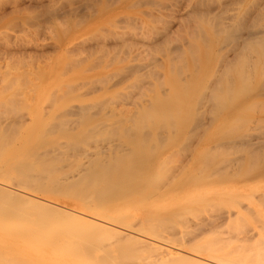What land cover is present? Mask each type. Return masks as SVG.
I'll return each mask as SVG.
<instances>
[{
    "label": "bare ground",
    "instance_id": "obj_1",
    "mask_svg": "<svg viewBox=\"0 0 264 264\" xmlns=\"http://www.w3.org/2000/svg\"><path fill=\"white\" fill-rule=\"evenodd\" d=\"M97 1L98 0H80V2L77 3L76 6L72 4L74 7L72 8L71 6L72 10L70 8V12L68 11L69 13L65 12L61 14L60 8L62 9L64 8V6L62 5L63 4L62 2L61 6L55 5L52 8L48 7L50 8L48 14L51 15L50 17L53 16V18L54 17L62 18L61 15L62 16L66 15V17L68 18L72 17V21H73V18L77 14H81L82 12H84L83 11L84 9L85 11H87V15H88L89 9L90 11L91 9L93 10V8H95L94 10H96V7L94 5ZM105 1L107 2V5L104 3L105 4L104 6L102 3L104 8L108 6V4L111 5L114 2L115 3L118 2L117 0H105ZM131 1L132 3L129 2L130 4H127L126 6L129 5L128 7H131V6L135 7L134 4H137L136 2H139V5H141L140 3L144 5L145 3L148 4L152 2V0L151 2L150 0H131ZM214 1L213 3L215 4L213 5H216V2L219 5L214 6V7L211 6L212 7L211 9L209 8V6L212 5V2L210 5H208L210 3V0H193L192 2L194 3H192V5L193 4L194 5L191 7L188 5L187 7H190V9L186 8L185 11L183 9L182 15L179 16L178 19L172 16L174 17L175 23L172 21L171 22L167 21L169 22L167 23L165 21L167 19L160 18L159 16L160 22L163 19V23L166 24V26H168L169 29H167V27L163 25L165 26L163 28L167 29V30L165 29L166 30L165 31L163 28L159 29L160 27L154 24L156 25V27H159L157 29L161 30L160 31L161 33L164 31L165 32L160 34V32L156 30V27L152 26L154 28V32H152V35L149 37L150 41H149V44H147V39L146 41L144 39L146 38L147 35L151 33H149L150 32L149 30L148 32L146 28H144V30H146L145 33L147 34L148 32V34L144 36L145 34L143 35L141 33L143 35V38L145 37L143 40L146 42V45H142L144 43L138 42V45L140 43V46H141L140 50L136 49V47L131 46V44H127L126 39H125L126 43L125 41H122L121 39H124L123 38L124 34L122 35L123 37L119 38L118 36V39L122 41L123 43H118V44L112 43L110 45H105L106 42H108L106 41L104 42V44L102 43V45H99V46L96 44L93 45L92 48H94V52H95V47H96V50L97 49H99V51L103 50V52L105 50L107 52H109L110 50L112 52L114 51L116 52V55L118 52L121 53V55L124 54L125 52L127 54L128 48L130 47L131 49V47H133L135 48V51H133L132 50L133 48H132L131 49L132 52H135L134 55L137 54L140 60H143L145 57L148 58L146 59V61L144 59V61L140 63L138 62V64L129 62L130 66H128L129 64L127 62V67L123 66L124 69L123 67H121L122 70L124 71H121V69H119L120 67L118 68L120 74H122L121 72H124V73L126 72L128 75L129 73L130 75L131 73H135L136 74L135 77H137V75L139 74L138 75L139 78L134 79L135 78L134 77L132 79V81L133 80L135 81V83L132 82L133 85L131 83L133 90L135 91V93H133V96H132V94L130 93V90H128V92L126 91V87L127 89L128 88L131 89L130 88L131 81L126 79V78H129V76L128 77L125 76L126 82L127 81L129 82L128 86H124L125 91L123 92H125V94L122 93V91L120 90L121 92L120 91L119 92L121 93V95L120 93H116V95H120L119 99L121 101L126 100L127 102V99L128 100L129 98L131 99L129 100V103H126V102H122L124 104L121 103L122 109H120L121 107L119 108L118 105L117 106L120 110L116 108H113L114 110L111 109L110 113L114 115V116H111L112 118L107 117L109 111L107 112V108L105 106L102 109L106 108L105 109L106 113L104 115V113L102 112L103 113L102 115L101 111L103 110L102 109L100 110L101 108L100 103L95 105L97 101H94V103H92V105L93 104L94 105L93 107L91 106V108H89L88 106H84V105L80 106L82 102L79 104V106L68 104V107H66L65 105L67 109L62 110V113L64 112L65 116L63 114L59 116L61 113V111L59 110L60 108L58 109L60 113H57V115L54 116L55 119H58L59 117H61V119L56 120V122L58 121V123L60 124L63 123L62 126L56 127V125L58 124L56 123V125L54 124L55 126L53 127L52 121H54L55 119H50L49 121H50V124L52 125L48 127H44V128H43L44 126L43 122L42 123L40 122L39 124V122H36V121H34L35 124H31L28 127L25 126L27 127L26 128L27 131L25 130L26 136L24 135L25 136L24 139L25 138L26 139L21 141L23 137L20 138V142L19 143L17 142V145L15 144L16 146L20 147L19 150L16 152L14 150V154L7 159L8 161L6 159L5 161L3 158L6 156L4 157L2 156L3 153L5 155V151H6L4 149L5 147L4 145L7 144V147L9 148L10 147L9 144L12 143V141L16 137L13 140L11 138H13L15 134L16 135L19 134L18 136L20 137V134L22 133L21 130H20V133L16 132L19 129L18 128L19 124L17 126L16 123L19 120L18 117L20 115L18 116L17 114L20 111H18L16 114L14 112L13 114L12 112L15 106L12 107L13 110H10L11 107L9 106H8L9 108H6L7 110L9 109L8 111L9 112L11 111V113H8L7 110L5 111V113L7 112L8 114H13L11 118H9L10 120L8 119L9 121L11 120L14 121V122L11 121L12 123L10 122L11 124H13V127H11L12 125L11 126L8 125L9 121L6 123V119L1 116L4 113L0 115L2 118V119L0 118L1 119L0 120V130L2 129L1 131L4 132L2 133L3 135L2 134L0 135V139H1L0 141L1 142L3 141L4 143L10 142L9 144L8 143L0 144V158L3 157L2 158L3 160L1 159V162H0V264H143V263L144 264L145 263L146 264H154V263H157V264H186V263L187 264H264V253L260 252L263 250V247H262V250H260V247H257V245L253 248H248L249 243H251V242L247 243L249 238L247 239V242H246V244H248L247 248L245 247L243 250L239 248L240 251L237 252L236 250V252L234 251L235 253H232V251L230 252V250L229 251L228 250L226 251V249L223 250L227 245H225L226 243L223 244L221 242H218L220 240L219 239L217 240V238H214L213 240L206 239L205 242H203V244L202 242H200L201 243L200 247L205 248V249L202 248L203 251L207 250V253L204 254L203 251L200 252L201 251L200 247L196 246L194 248V244H192L193 245V248H192L191 247L192 242L189 243V240L188 241L186 240V242H188L189 244L185 242V238L182 237L184 233L181 236L182 239L184 238V240L180 238L182 241L177 240V242L175 240L176 237H172V235L173 236L175 235V232H171V233L169 232L171 235V236L169 235L170 237L168 235L164 236L163 234L164 232H168V230L172 231L171 225L169 224L170 222L172 224V220H169L168 222L169 218L166 215L168 214L176 215V213L179 212L178 214L182 213L181 214L182 216L184 212V211L182 212L181 210L182 207L178 206L177 204L178 202H175V201H172L170 203H162V205H159V204L151 205L147 203L144 206H141L139 199L136 197L137 195H141L145 192L146 189L144 190V187L146 185H150L149 183H146L147 181H150L153 184L152 188H157L158 186L157 184L160 181L159 178H161L162 176L163 177L161 179L165 177L166 179H168L169 177H171L167 175L168 172H170L169 167H166L167 165L166 166L163 165V168L160 167L161 164L158 163V160L161 157L160 156H159L160 158L156 157L158 152L159 153L162 152V151L160 152V150L163 149V147L165 146V143H171L175 145L178 144L179 147H178V150H176V152H178L180 149L182 150L188 149V148L190 149V146L192 145L193 140L194 141L196 140L195 147L192 145L191 148L200 147L202 143L205 144L202 147V149L198 151V153L203 154L206 151L205 154L208 153L206 154L208 156H206L205 154L200 157L193 156V158H191V161H189V164L192 165L195 163L194 169H201L200 164L202 163H203L202 165L204 166L205 170L214 168V171L213 170L212 171L207 170V171H210L211 173V172H215L216 170L217 173L215 174L211 173L212 175L214 174L215 176H218V175L221 176V174L222 175L225 174L224 176H227L228 174L226 171H229V169L233 170L231 169L233 165H235V167H238V169H240L241 165H244V168H247V167L249 168L251 165L254 164L253 165L254 167L251 166L249 170H247L248 168L246 169L247 173L248 171L250 172L251 169L253 170L254 168L256 169V166H258V164H261V165L263 164L264 166V117L256 118V115H255V118H256L255 120H257L258 122L255 121L256 125L253 127L251 126L253 129L250 133L249 130L251 129V127L247 129V126L248 125L250 126V124H247V126H245L246 125L245 123L250 121L249 119L251 117H249L248 119L247 118L248 116H247L245 119V116L248 115V113L243 114L242 112L243 106L244 104H247L246 102L250 100L249 98L255 97L257 95H264V0H263V3L262 2L260 3V0H255L253 2L251 0H231V1L225 0L226 2L222 0L224 1V4L223 3L220 4L221 0H218V1L216 0V2ZM157 2H159V0ZM173 2L175 3V1ZM125 3H127V0H122V1L120 0L118 7H122V6L125 7ZM154 3L155 2L153 0L152 5L157 6V3L155 5ZM252 3L255 7V8L253 7L254 9L252 8V5L250 6V4ZM148 5H151V4H148ZM172 6H177V5H172ZM179 6L181 7L180 3L178 4V7ZM250 7L252 8L251 10L256 9L253 15H252L253 11L251 12ZM1 9L3 10V8ZM140 10L142 11V9ZM249 11L252 17H250ZM147 12H149L148 14L152 13L150 11H147ZM7 14L9 13L8 12L5 13V9L3 13L1 11L0 19L4 18ZM48 14L46 15L47 17H48ZM89 14H91V12ZM125 15L126 14L119 15L118 17H116L115 23L118 24V22L120 21L127 22V21L132 20L131 19L132 17L130 18L129 15L128 16H125ZM151 15H154V14H151ZM156 15H160V14L157 13ZM77 17L79 18V15H77ZM155 17H156L155 15L152 16L154 20L156 19ZM85 18H87V16ZM136 18H139V17H136ZM74 20L76 21L75 18ZM80 20L79 22L77 20V23H80L81 22ZM135 20L133 19L132 21H134V23H136L137 21L139 22V19L136 20V22ZM132 21L131 23H133ZM139 23H142V21ZM141 25H143V23ZM141 25L139 28H141ZM63 26H64V22H63ZM138 26L139 24L138 25L136 24L135 27L133 25V27L136 28V30L132 29L133 27H131V29L133 30V33L135 32L134 33L135 35L134 34L133 35L136 37H137L136 32L140 31L137 28ZM146 27H148V25ZM152 27L150 25V29H152ZM65 28H66V25H65ZM155 31L158 32L160 36ZM154 33H156V35H153ZM126 35L128 37V34H125V37ZM155 37L157 38L155 39ZM115 38H117V36H115ZM116 40L114 39L115 42ZM110 42L111 41H109V43ZM135 45H136V42H135ZM140 46H137V47L139 48ZM124 50L126 51L124 52ZM131 50H129L130 53H131ZM136 50H139L137 51L138 53L136 52ZM89 52L92 53L91 51ZM126 54H124L123 56H125ZM155 54H158L160 58L156 57ZM134 55L132 54H130V56L128 55V57H131L129 58V60H132V57ZM109 57L111 58V55ZM93 58H94L93 61H95L94 56ZM133 58H136V56H134ZM118 59L122 60V58L120 57H118ZM108 60L106 59L105 61L109 63ZM95 62L93 63L94 65H95ZM97 65L96 67H98ZM0 67L2 68V64ZM168 70L171 71V74H170L171 77L167 73ZM109 73H107L106 75H108ZM258 73H261V75L259 76ZM3 76L1 77L3 78ZM118 76L119 75L115 76L116 78L115 77L114 78L117 79ZM146 76H148V78H145ZM11 77L12 75L10 76V78ZM104 77L109 78L110 76L109 77L103 76V78ZM114 78L112 77L111 79L110 77L109 79L110 82ZM98 80H102L103 83L105 82L101 78H99ZM117 80H120V79H117ZM1 82L3 83V81ZM108 82H105L106 85L102 83V86L104 85L103 87H106L108 84L109 86L108 89H110L112 88L110 87L112 86L111 85L112 83L110 84ZM146 82H148L147 86H145ZM87 83L85 84V86L87 85ZM116 83L118 84L119 82H116ZM70 84L71 83H69V85ZM82 84H84V82ZM66 85L67 84H65V86ZM57 86L58 84L56 85V87ZM61 86L64 87L62 84L60 85V88H57V89L58 91H61L62 93V90H60L62 88ZM79 86L80 85L78 84V87ZM92 86L94 88L96 87L94 85ZM0 87L2 86L0 85ZM78 87L76 88L74 87V89L75 90L83 89V88H78ZM107 87L104 89H107ZM71 88H72V85L70 88H67L69 90L64 89L63 93L65 95H66V91L67 93H70L69 91H71ZM87 88L83 89L84 92L82 90V92L84 93V96L87 94L85 93V91H87L88 94L90 91H93V90L88 91L89 88H91L90 86H88ZM25 89L27 91V88ZM32 89L34 88L32 87ZM32 89L30 90L32 91V94H33L34 91ZM0 90H3V89L0 88ZM94 90H97V89H94ZM133 90L131 89L132 92ZM31 91H29V93ZM54 93H56V90H54L53 95ZM48 95H47V98H48ZM80 95H82V93ZM55 96L56 95H54V97ZM60 96L62 95L59 94L57 98H60ZM16 97L18 98V95ZM49 97L51 99V95H49ZM75 97L76 95L74 96V98ZM113 97L114 98L116 97L115 92H114ZM107 98H110V97H107ZM9 99L11 100L12 98L9 97ZM56 99L54 101H57ZM116 99L111 98V100H113L114 102ZM257 99L258 97L257 98L255 97L253 100H257ZM7 101L9 104L10 101L9 100ZM116 102L118 101L116 100ZM108 103H109V100H108ZM254 103L250 102V104H254ZM8 104L6 102L4 103V105H8ZM82 104H85V103H82ZM110 104L111 106L113 105L112 101ZM114 104L116 105L118 103H114ZM250 104L249 105L247 104L248 107H250ZM260 104L259 105L256 104V105H258L259 108L260 106L264 107V104L262 103ZM4 105L2 104L3 107ZM256 105H255V108L250 107V109L251 108L252 110L256 109ZM2 106L0 105L1 112L3 110V108H1ZM263 107L261 108V110L256 109V111L258 110L260 112L261 111L264 112ZM15 108L19 109V107L17 106ZM239 110L244 116L240 114ZM65 111L68 112L69 114L74 113L75 115H73V117L80 116L79 117L80 119L78 117H75V119L74 118L73 119L74 120L79 119L81 121V124H84V125H81L83 127L74 128L75 123L73 119L68 120L67 119L68 117H66V115L68 114ZM98 112H100V114L102 115L101 118H97V116L94 117V115H96V113ZM238 114L241 116H239ZM6 118H8V116ZM63 118L64 119L66 118V119L64 120ZM71 118H72V114H71ZM35 119L37 120V118ZM261 119L262 121H260ZM2 120L3 121L5 120V121L3 122ZM67 120L70 121L69 122L70 124L67 123L68 122ZM79 120L75 121L76 125H78ZM252 121L251 123H254ZM22 122H24L23 119H22ZM2 123L3 125H1ZM18 123H21L20 120ZM89 123L90 125H88ZM234 123L239 124V125L236 126ZM22 124L23 123H21L20 125ZM64 124H68V126L71 125V127H66L64 126ZM72 124H74L73 125L74 127L72 126ZM85 124L87 126H85ZM21 127L22 126H20V128ZM42 130L44 131L45 134L42 132ZM54 131H57V133L59 131L61 134H59L55 138L51 137L49 139L48 136L54 133ZM46 132H51V133L50 134L48 133L46 135ZM74 132L79 133V134L78 135L72 134ZM33 137L38 138L40 140H37L36 142L34 141L32 142V140L34 139ZM58 138H60L61 140H58ZM203 138H206L207 140L203 141L202 140ZM29 139H32L30 140V144L26 142ZM228 145L230 149H233L232 151L236 154H233L232 152L233 154L232 156H228L226 158L224 157L225 159L219 160V162L225 161V164L227 163V164L232 165L233 163L231 167H229L230 165H227V167L225 165L224 167L227 168V170L224 171L225 168L223 166H222L223 167L222 169L220 168V166L216 164L217 161L214 158L215 155H213V153L210 155L208 151H210L211 149L217 148L219 146L221 147L224 146L225 147L224 150L223 148L220 147L222 149L220 153L221 155L228 150L230 151V149H227L229 148L227 147ZM13 147H11L10 149H12ZM16 148L17 147H15V149ZM225 149L227 150L225 151ZM163 150H164V155H166L165 152H167V155L169 154L168 151H165L166 149H163ZM174 151L170 153H174ZM180 152L182 151L180 150ZM211 152H214V150L213 151L211 150L210 153ZM159 153L158 155H161ZM183 153H186V151L184 150ZM229 153L231 154V152ZM179 154L177 153V155ZM168 156L162 158V160L164 159L165 164L169 163L170 161V160H167ZM171 156H169V158ZM180 156L181 155H179V158ZM173 157L175 158L176 154L175 156L173 155ZM217 157H220V156H217ZM176 159L177 157L175 158V160ZM218 159L220 158H217V160ZM162 160L159 162H162ZM178 161L180 162V160ZM2 162L3 163L6 162L7 165L2 164ZM157 163H158V167L161 168L158 170V167H157L158 172H160L162 169L164 170L165 168V170L162 172L163 174L161 173L162 174L161 177H160V173L158 172L156 173L154 171ZM187 163L188 161L184 163V165ZM220 164L222 165V162H220ZM184 165L182 164V166ZM245 165L247 167H245ZM173 166L175 165L173 164ZM185 166L188 167V165H185ZM203 166H202V169H203ZM180 167L181 166H177L178 170L180 169ZM259 167L261 166L259 165ZM194 169H191V171L192 170L194 171ZM238 169H236V172L234 170L232 172L233 173L235 172V174H237ZM261 169H264V168H261ZM219 171L220 172L224 171V172L220 174ZM200 172L202 173V171ZM193 175L187 176V178L185 179L182 178L183 180L182 179L181 181L178 180V182L176 183H175L176 181L175 180L173 183L174 184L173 187L170 186L172 187L171 188L172 191L176 192L177 188L178 189L182 188V185H186V183H188L189 181L195 180L196 177L201 176L199 175V173H198V176L196 177L195 175L194 176ZM231 175L233 174L231 173ZM228 176L230 177V175ZM203 177H206L205 174ZM203 177L201 176V178ZM170 181L171 180L169 178V182ZM217 183H219V181ZM35 186L37 188L40 187V189H42L41 187H45L48 190H52V191L54 190L55 192L58 191V192H61L62 195L63 194L68 195V196L71 195V197L75 196L73 198H75L76 200L70 203L62 202V200L56 201V200L46 198L42 195H39L38 193L37 194L30 193L27 190V189L31 190V188L34 189ZM55 192L54 194H57ZM180 192L181 191H179L178 193ZM144 195L147 197V194H144ZM145 196H142V197L146 199ZM191 196H194V197H191L194 200V205H196L197 204L196 202L198 201H201L200 202L201 204L204 203L203 197L201 198L203 200H199L198 198L199 196L197 197V195H193V194H191ZM261 196L264 197V195L262 194ZM148 198H150L149 195H148ZM255 199L261 203L259 199L257 198ZM233 202L235 203V200ZM219 203H217V205ZM206 204L209 205V203H206ZM206 204H205V207L207 208ZM239 204H237L236 202V205L240 206ZM262 204L264 205L263 202ZM195 207H198V206L196 205ZM202 207L200 208L203 209ZM140 208H144L145 211H143V213L138 212ZM195 209L198 210V208H195ZM249 209L251 210V208ZM206 210H209V208ZM229 210H227L226 214L223 213L224 215L223 214L220 215L219 218L215 217V218H218L217 222L214 221L212 224H209V225H212L214 227V225L219 224L218 222L224 220L225 218H229V216L231 215V212L233 214V211L230 210L231 212H229ZM222 211H223V207H222ZM224 211L226 212V210ZM207 212H210V211H207ZM195 213L196 212H194V214ZM198 213L200 212L198 211ZM198 213L196 214L198 215ZM201 214L203 213L201 212L199 215ZM249 214H250V211H249ZM151 216L153 217L158 216L157 217L158 220L156 219L157 223L156 221H154L155 224L149 223L151 222V220L148 221L149 220L148 217H151ZM177 216L179 217V215H176V218ZM181 216L179 217V219L182 218ZM237 216H239V214ZM249 217L253 218L254 221L257 219L260 221V219L255 217V215L254 217L256 219L252 217V215ZM201 218H203V215ZM179 219L177 221H179ZM183 219L185 218H182L180 221L184 222ZM242 219L243 218L241 219L239 218V220H242ZM183 222H180V224L183 225ZM203 222H204V219H203ZM242 222L244 221L242 220ZM144 223L146 224L145 226H144ZM167 223L169 227L166 225ZM232 223H236V222H232ZM255 223L257 224V222ZM174 224L175 223L173 222V225ZM190 224L192 223H189V225ZM238 225L240 224H237V226ZM241 225H243V223ZM261 225H264V224H261ZM176 226L177 225H174L172 227L176 228ZM201 226L202 224L199 226V228ZM230 227H231V224H230ZM248 227L252 228L249 226V224L247 226V229ZM176 230L178 233V229ZM216 230L214 229V231ZM187 231L189 232L190 230L187 229ZM233 233L234 231H232V233L230 234H233ZM255 233L256 232H254L253 234ZM242 235H243V231H242ZM249 236L251 237V235ZM200 239H201V236H200ZM215 239L217 240V242H215L216 241ZM241 240L243 239L241 238ZM178 241H181V242H178ZM261 241L262 242H260L259 244L263 243V240ZM220 243L225 246L221 247ZM243 244L244 246H246L245 243ZM188 245H191V246L187 247ZM237 247L234 246L230 248L232 249V248H237Z\"/></svg>",
    "mask_w": 264,
    "mask_h": 264
},
{
    "label": "rangeland",
    "instance_id": "obj_2",
    "mask_svg": "<svg viewBox=\"0 0 264 264\" xmlns=\"http://www.w3.org/2000/svg\"><path fill=\"white\" fill-rule=\"evenodd\" d=\"M100 3H99V2ZM96 3L99 5H97L96 3H95V7H96V10H94L95 8H93V10L91 9V11H90V9L88 10V15H87V11H85V9L83 10L84 12H82L81 14H77V15H79V18L77 17V15L74 17L75 19H76V21L74 20V18H73V21H74V23H73V21H72V17L71 18H68V17H66V15L63 17L62 15H61V17L62 18H60V17H54L53 18V16L52 17H50L51 15H49L48 14V12H49V9L50 8H52V7H54L55 5L56 6H58V5H60L61 6V4H62V2H63V6H64V8L62 9V8H60V11H61V14H63V13H65V12H70V8H71V6H72V8L74 7V6H76L77 5V3H79L80 2V0H0V14H1V11H2V13H3V11H4V9H5V13H9V14H7L4 18H1L0 19V66H1V64H2V68L0 67V85L3 87H0L1 89H3V90H0V105L2 106V104L4 105V103L6 102L7 104H8V101L7 100H9L10 101V103H11V105H10V103L8 104V105H4V107H5V109H4V107L2 106L1 108H3V110H2V112L0 113V115L2 114V113H4L3 115H1L2 117H4L5 119H6V123L10 120L9 118H11V116L14 114V112H15V114L18 112V111H20L17 115L19 116L18 117V119L20 120V122L21 123H23L22 125H20L21 123H18L19 122V120L17 121V126H18V124H19V126H18V130L16 131L17 133H20V130H21V134H20V137L18 136V135H14V137L13 138H11L10 140L12 141V143H8V142H1L0 141V144L1 143H3V144H6V143H8L9 145H10V147L8 148L7 147V144L6 145H4L5 147H4V149L6 150L5 151V155H4V153H3V157L4 156H6L7 157V155H8V157L6 158V157H2L4 160L6 159H8L9 157H11L13 154H14V150H15V152L16 151H18L19 150V148L20 147H18V146H16L17 145V142L19 143L20 142V138H22L23 137V139H21V141H23V140H25L24 139V137L26 136L25 134H26V128L29 126V125H31V124H35L34 123V121H36V122H39V124H40V122L42 123L43 122V124H44V126H43V124H42V126H43V128L44 127H48V126H51L52 124V126L54 127L55 125H56V123H58V121L56 122V120H60L61 119V117H59V116H61V114H63L64 116H65V113L63 112L62 113V110H65V109H67L66 107H68V104L69 105H77V106H79V104L82 102V103H85V104H80V106L81 105H84V106H88L89 108H91V106L93 107V105H92V103H94V101H97L96 103H95V105H97V104H99L100 103V110L105 106L106 108H107V112H108V115H107V117H111V116H114L112 113H110L111 112V109H113V108H116V109H118V110H120V109H122V104H124V103H122V102H126V100H123V101H121L120 99H119V96L121 95V91H122V93H124L125 94V92H123V91H125V88H124V86H128V84H129V82L127 83L126 82V80H125V76L126 77H128L129 76V78H126L127 80H130L131 82H130V85H131V83L132 82H134L135 83V81L133 80L132 81V79L135 77V73H131V75H130V73H129V75L126 73H124V72H121L122 74H120V72H119V70H118V68L119 69H121V71H124V70H122V68L121 67H127V62H128V66H130V63L129 62H132V63H134V64H138V62L140 63V62H142V61H144V59H145V61H146V59H148V58H142L143 60H140L139 59V57L137 56V54L136 55H134V53L135 52H132V50L133 51H135V48H133V47H136V49H139L140 50V48H141V46H140V43H144V44H142V45H146V39H147V44H149V41H150V36L152 35V32H154V28L153 27H156V25L157 26H159V27H156V30L157 31H161V30H159V29H161V28H163V27H165L166 26V24H164L163 23V19H167V20H165L166 22L167 21H169V22H174L175 23V20H174V17H176V19H178L179 18V16H181L182 15V10L184 9V11L186 10V8H188V9H190V7L191 6H193L192 5V3H194V2H192L193 0H180V1H178V0H159V2H157L158 0H154V5L157 3V6L155 5V6H153L152 4H153V0H152V2H151V0H150V2L151 3H148V4H151V5H148L147 3H143L144 5H142V3H140L141 5H139V2H136L137 4H134L135 5V7L134 6H131V7H128V6H126L127 4H130V3H132V1L130 0V1H128L127 0V3H125V7H118V4H119V2H120V0H117L118 2H114V3H112L111 5L110 4H108V6H106L105 8H104V6H105V4L107 5V2L105 1V0H98ZM103 1H105V2H103ZM122 1V0H121ZM167 1V2H166ZM170 1V2H169ZM173 1H175V3L173 2ZM187 1V2H186ZM188 1H189V3H188ZM213 1L214 0H210V3L208 4V5H210L211 4V2H212V5H210L209 6V8H211L212 9V7H214V6H217V5H219L217 2H216V0L214 1V2H216V5H213V4H215V3H213ZM218 1V0H217ZM225 1V0H224ZM224 1H220L221 3L220 4H224ZM226 1H229V0H226ZM225 1V2H226ZM231 1V0H230ZM252 2L253 1H255V0H251ZM130 2V3H129ZM177 2H178V4L180 3V5H181V7L179 6L178 7V4H177ZM183 2V3H182ZM263 3V0H260V3ZM102 3H103V5H102ZM105 3V4H104ZM134 3V2H133ZM161 3V4H160ZM171 3V4H170ZM70 4V5H69ZM74 6H73V5ZM147 4V5H146ZM159 4H160V6H159ZM168 4H170V5H168ZM139 5V6H138ZM172 5H177V6H172ZM185 5V6H184ZM190 6V7H187V6ZM252 5V8L254 7V5H253V3L252 4H250V6ZM62 6V7H63ZM103 6V7H102ZM171 6V7H170ZM183 6V7H182ZM212 6V7H211ZM48 7H50V8H48ZM68 7V8H67ZM139 7V8H138ZM1 8H3V10L1 9ZM72 8H71V10H72ZM101 8V9H100ZM174 8V9H173ZM176 8H178V9H176ZM194 8V7H193ZM192 8V9H193ZM208 8V7H207ZM251 7H250V10L252 9ZM255 8V7H254ZM253 8V9H254ZM64 9H66V10H64ZM140 9H142V11L140 10ZM187 9V10H188ZM214 9V8H213ZM8 10V11H7ZM13 10V11H12ZM86 10H87V8H86ZM176 10H178V11H176ZM179 10H180V12H179ZM7 11V12H6ZM146 11V12H145ZM147 11H150V12H152V13H150V14H148L149 12H147ZM253 11V12H252ZM255 11H256V9L255 10H251V12H252V15H253V13H255ZM11 12H13V13H11ZM68 12V13H69ZM86 12V13H85ZM91 12V14H89ZM178 12V13H177ZM157 13H159L160 15H156ZM165 13V14H164ZM170 13V14H169ZM44 14V15H43ZM48 14V17L46 16ZM60 14V13H59ZM84 14V15H83ZM123 14H126L125 16H130V18L133 20H138L139 19V22H141L142 21V23H143V25H144V27H143V25H141L142 23H139L138 21L136 22V20H135V22L136 23H134V21H132L133 23H131V21H127V22H123V21H120V22H118V24H120V25H118V24H116L115 22V18L116 17H118L119 15H123ZM151 14H154L156 17V19L157 20H159V16H160V18H163L162 20H161V22H160V20L159 21H157L156 19L154 20V18H152V16H154V15H151ZM174 14V15H173ZM179 14V15H178ZM249 14H250V11H249ZM80 15H81V17H80ZM143 15V16H142ZM168 17H167V16ZM176 15V16H175ZM87 16V18H85ZM135 18H134V17ZM151 16V17H150ZM161 16H163V17H161ZM172 16H174V17H172ZM66 17V18H65ZM77 17V18H76ZM136 17H139V18H136ZM250 17H252L251 16V14H250ZM50 18V19H49ZM52 18V19H51ZM57 19V20H56ZM63 19H65V20H62ZM81 19V20H80ZM143 19V20H142ZM171 19H173V20H171ZM50 20V21H49ZM54 20V21H53ZM77 20H78V22H79V20L81 21L80 23H77ZM130 20V19H129ZM144 21H145V23H144ZM63 22H64V26H63ZM157 22H159V23H157ZM169 22H167V23H169ZM62 23V24H61ZM134 25V27H135V25L137 24H139V26L137 27L140 31H138V32H136V35H137V37L136 36H134L135 34V32L133 33V30L132 29H135L136 30V28H134L133 27V25ZM154 24H156V25H154ZM173 24V23H172ZM171 24V25H172ZM65 25H66V28H65ZM140 25H141V28H139L140 27ZM148 25V27H146ZM150 25H151V27H152V29H150ZM163 25H165V26H163ZM122 27V28H121ZM131 27H133L132 29H131ZM167 27V29H169L168 28V26H166ZM144 28H146V30L149 32V33H151V34H149V35H147L148 34V32H147V34L145 33V31L146 30H144ZM157 28H159V29H157ZM164 29V28H163ZM162 29V30H163ZM166 29V28H165ZM164 29V30H165ZM166 29V30H167ZM144 30V31H143ZM153 30V31H152ZM165 30V31H166ZM131 31H132V33H131ZM164 31V32H165ZM120 32V33H119ZM144 32V33H143ZM156 32V31H155ZM164 32H162V33H164ZM144 36H146V38L144 39L143 38V35ZM156 33H158V32H156ZM156 33H154L153 35H156ZM161 32H160V34H162ZM117 34H119V35H117ZM124 34V35H123ZM125 34H128V37H127V35H126V37H125ZM134 34V35H133ZM160 34L158 33V35L160 36ZM124 37H123V36ZM132 37H131V36ZM140 35H142V36H140ZM114 36V37H113ZM115 36H117V38H115ZM118 36H119V38L120 37H123L124 39H121L122 41H125V43H126V40H127V44H131V46H133V47H131V49H130V47L128 48V50H127V54H126V50H124V54H126L125 56H126V58H125V56H123L124 54H122L121 55V53H119L118 51V53H117V55H116V52H112L111 50V52L109 51V52H107L106 50L103 52V50H100L99 51V49H97L96 50V45H102V43L104 44V42H106V41H108V42H106V44L105 45H110V44H118V43H123L122 41H120L119 39H118ZM158 36V37H159ZM148 37V38H147ZM152 37H154V36H152ZM112 38H114L115 40H116V42L114 41V39H112ZM135 40H134V39ZM157 37H155V39H156ZM126 39V40H125ZM130 39H132V40H130ZM140 39H141V41H140ZM145 41H144V40ZM152 39V38H151ZM154 39V38H153ZM8 40V41H7ZM120 42H119V41ZM109 41H111L110 43H109ZM112 41H114V42H112ZM118 41V42H117ZM130 41V42H129ZM133 41V42H132ZM136 42V45H135V42ZM144 41V42H143ZM94 42H96V43H94ZM129 42V43H128ZM132 42V43H131ZM138 42H140L139 43V45H138ZM91 43H93V44H91ZM109 43V44H108ZM7 44V45H6ZM94 44H96L94 47H95V52H94V48H92L93 47V45ZM6 45V46H5ZM91 45V46H90ZM23 46H24V48H23ZM137 46H140L139 48L137 47ZM93 50H91L90 48ZM67 48V49H66ZM129 50H131V53L129 52ZM139 50H136V52L137 51H139ZM72 51V52H71ZM89 51H91L92 53H90ZM97 51V52H96ZM106 52V53H105ZM121 52V51H120ZM96 53V54H95ZM100 53H101V55H100ZM123 53V52H122ZM128 53H130V54H132V55H134V56H136V58H133L132 57V60H129V58H131V57H128V55L130 56V54H128ZM138 53V52H137ZM103 54V55H102ZM106 54V55H105ZM108 54V55H107ZM115 54V55H114ZM95 55H97V56H95ZM99 55V56H98ZM111 55V58L109 57ZM119 55V56H118ZM156 55V57H158V58H160V56L158 55V54H155ZM154 55V56H155ZM93 56L95 57V61H93L94 60V58H93ZM117 56V57H116ZM123 56V57H122ZM113 57V58H112ZM114 57H116V58H114ZM118 57H120V58H122V60L121 59H118ZM138 57V58H137ZM152 57V56H151ZM156 57H154V58H156ZM99 58V59H98ZM150 58V57H149ZM108 60V62L109 63H107V61H105V60ZM111 59H113V60H111ZM118 59V60H117ZM135 59V60H134ZM136 59H138V60H136ZM91 60H92V62H91ZM120 60V61H119ZM99 61V62H98ZM133 61H135V62H133ZM70 62V63H69ZM95 62V65L93 64ZM116 62V63H115ZM68 63V64H67ZM93 64V65H92ZM98 64V65H97ZM68 65V66H67ZM71 65V66H70ZM96 65L98 66V67H96ZM133 65V64H132ZM8 67V68H7ZM124 67H123V69H124ZM87 69V70H86ZM260 69V68H259ZM82 70H84V71H82ZM159 71H160V69H159ZM162 71V70H161ZM164 71V70H163ZM169 71V70H168ZM167 71V73L169 74V76L171 77V71H169L168 72ZM260 71V70H259ZM30 72V73H29ZM43 72V73H42ZM110 72V73H109ZM26 73V74H25ZM40 73H42V74H40ZM107 73H109L108 75H106ZM115 73H116V75H115ZM61 76H60V75ZM134 74V75H133ZM259 74V76L261 75V73H258ZM4 75V76H3ZM7 75V76H6ZM12 75V79L13 80H15V81H13L11 78H10V76ZM18 75V76H17ZM36 75V76H35ZM42 75V76H41ZM112 75V76H111ZM117 75H119L118 77H117V79H120V80H122V81H120V80H117V79H115L116 77L115 76H117ZM139 75V74H138ZM138 75H137V77H135L134 79H137V78H139L138 77ZM1 76H3V78L1 77ZM58 76V77H57ZM100 76V77H99ZM103 76H110L111 77V79H112V77L114 78L113 80H111V82H110V77L109 78H107V77H104V78H106V79H104L103 78ZM133 76V77H132ZM168 76V77H169ZM15 79H14V78ZM37 77V78H36ZM57 77V78H56ZM86 77V78H85ZM120 77V78H119ZM169 77V78H170ZM91 78H92V80H91ZM99 78H101V79H103L105 82H108V80H109V82L108 83H112L111 85L112 86H110V87H112V88H110V89H108L109 88V86H108V84H107V89H104V88H106V87H103L104 85H106L105 84V82L103 83L102 82V80H98ZM145 78H148V76H146ZM4 79V80H3ZM39 79V80H38ZM9 80H10V82H9ZM97 80H98V82H97ZM117 80V81H116ZM125 80V81H124ZM1 81H3V83H4V85H3V83L1 82ZM75 81H76V83H75ZM85 81H86V83H87V85L85 86ZM119 82L118 84L116 83V82ZM18 82V83H17ZM84 82V84H82ZM92 82V83H91ZM127 84H126V83ZM10 84V86H9V84ZM17 83V84H16ZM28 83V84H27ZM69 83H71L70 85H69ZM90 83V84H89ZM102 83L104 84L103 86H102ZM115 83V84H114ZM58 84V86L56 87V85ZM62 85L63 84V86L65 87H62L60 90H62V93L64 92V89L66 90L67 88H70L71 87V85H72V88H71V91H69L70 93H67V91H66V95L64 96L62 93H61V91H58V89L57 88H60V85ZM65 84H67V85H69V86H65ZM78 84L80 85V86H82V87H78ZM109 84V85H110ZM114 84V85H113ZM126 84V85H125ZM147 84H148V82H146L145 83V86H147ZM12 85H13V87H12ZM15 85V86H14ZM29 85V86H28ZM32 85H34V86H32ZM75 85V86H74ZM92 85H94V86H96L95 88L92 86ZM116 85V86H115ZM130 85H129V87H130ZM132 85H133V83H132ZM132 85H131V89L133 90V87H132ZM8 86V87H7ZM34 88V89H32V87ZM88 86H90L91 88H93V89H91V88H89V90L88 91H90V90H93V91H90L89 92V94H88V92L87 91H85V93H87L85 96H84V88H87ZM114 86V87H113ZM166 86V85H165ZM27 88V91H26V89L25 88ZM36 87V88H35ZM74 87L76 88V87H78V88H83V89H74ZM123 87V88H122ZM4 88H5V90H4ZM10 88V89H9ZM24 88V89H23ZM28 88H30V89H32L34 92H33V94H32V91L30 90V89H28ZM7 89V90H6ZM23 89V90H22ZM88 89V88H87ZM87 89H85V90H87ZM94 89H97V90H94ZM131 89H127V87H126V91L128 92V90H130V93L132 94V96H133V93H135V91L133 90V92L131 91ZM52 90H53V92H54V90H56V93H54V95H56L55 97H54V95H53V92H52ZM67 90H69V89H67ZM72 90H74V91H72ZM78 90V91H77ZM82 90H83V92H82ZM121 90V91H120ZM16 91V92H15ZM23 91V92H22ZM29 91H31L30 93H29ZM76 91V92H75ZM118 91V92H117ZM120 91V92H119ZM12 92H14V93H12ZM19 92V93H18ZM26 92V93H25ZM50 92V93H49ZM72 92V93H71ZM112 92V93H111ZM114 92H115V98L113 97L114 96ZM138 92H139V90H138ZM12 93V94H11ZM22 93V94H21ZM57 93H59V94H61L62 96H60V98H57L58 97V95L59 94H57ZM82 93V95H80ZM116 93H120V95H116ZM129 93V94H130ZM136 93H137V91H136ZM10 94V95H9ZM51 95V99L53 100V102H52V100L50 99V97H49V95ZM68 94V95H67ZM130 94V95H131ZM140 94V93H139ZM18 95V98L16 97ZM30 95V96H29ZM31 95H32V97H31ZM47 95H48V98H47ZM76 95V97L74 98V96ZM81 97H80V96ZM112 95V96H111ZM134 95H136V94H134ZM12 96V97H11ZM15 96V97H14ZM23 96V97H22ZM53 96V97H52ZM5 97H6V99H5ZM9 97L10 98H12L11 100L9 99ZM26 97V98H25ZM30 97V98H29ZM102 97V98H101ZM104 97V98H103ZM107 97H110V98H107ZM257 98L258 97V99L257 100H253L254 98ZM255 97H252V98H249L248 100H246V101H248V102H246L248 105L250 104V102L252 103H254V104H250V107H252V108H255V105L256 104H260V103H262V104H264V102H262V101H264L263 99V97H264V95H257V96H255ZM8 98V99H7ZM15 98V99H14ZM19 98H20V100H19ZM33 98V99H32ZM48 100H47V99ZM57 100V101H54L55 99ZM106 98V99H105ZM111 98L112 99H116L118 102H116V100H115V102L113 101V100H111ZM261 98V99H260ZM100 99V100H99ZM131 98H129V100H130ZM132 99H134V98H132ZM5 100V101H4ZM102 100V101H101ZM108 100H109V103H108ZM112 101V104L113 105H115L114 103H118V104H116L115 106H111V101ZM129 100L127 99V102L126 103H129ZM12 101V102H11ZM20 101V102H19ZM28 101V102H27ZM66 101V102H65ZM257 101V102H256ZM2 102V103H1ZM4 102V103H3ZM13 102H14V104H16V105H14L13 104ZM16 102V103H15ZM91 104H90V103ZM114 102V103H113ZM120 102V103H119ZM23 103V104H22ZM25 103V104H24ZM27 103V104H26ZM102 103V104H101ZM122 103V104H121ZM12 104H13V106H12ZM21 104V105H20ZM59 104H61V105H59ZM89 104H90V106H89ZM109 106H108V105ZM120 104V105H119ZM247 104H244V106H243V114H246V113H248V115H246L245 116V119H246V117L249 119V117H251L249 120L250 121H248V122H246L245 124V126H247V124H250V126L248 125L247 126V129H249L251 126L253 127V126H255L256 124H255V121H257V120H255L257 117H264V112L263 111H258V110H261V108L263 107V106H260V108H259V106L258 105H256V109H258L257 111H256V109H253L252 110V108L250 109V107H248V105ZM19 105V106H18ZM65 105H66V107H65ZM119 106V108H118V106ZM253 105V106H252ZM261 105V104H260ZM11 107V109L10 110H16V111H14L13 110V114H8V113H11V111L9 112L6 108H9V107ZM17 106V107H19V109H16L15 107ZM108 106V107H107ZM258 106V107H257ZM12 107H14L13 109H12ZM65 107V108H64ZM69 107H71V106H69ZM246 107H247V109H246ZM60 108V109H59ZM62 108V109H61ZM106 108H104V109H102L103 111H101V113L103 112L104 113V115H105V113H106ZM109 108V109H108ZM264 108V107H263ZM58 109L61 111V113L58 111ZM115 109V110H116ZM7 110V115H6V113H5V111ZM22 110V111H21ZM114 110V109H113ZM4 111V112H3ZM53 111V112H52ZM22 112H24V113H22ZM49 112V113H48ZM66 112V111H65ZM239 112H240V114L242 115V116H244L242 113H241V111L239 110ZM249 112H251V113H249ZM45 113V114H44ZM54 113V114H53ZM56 113V114H55ZM57 113H60V115L58 116L59 118L58 119H55V115H57ZM68 115H66V117H68L67 119L68 120H71V119H75V117H80V116H74L73 117V115H75L74 113H71L72 114V118H71V114H69L68 112H66ZM103 113H102V115H103ZM53 114V115H52ZM10 115V116H9ZM76 115H78V114H76ZM102 115L100 114V112H98V113H96V115H94V117L95 116H97V118H101L102 117ZM239 115V114H238ZM241 115H239V116H241ZM255 115H256V118H255ZM262 115V116H261ZM1 116H0V118H1ZM8 116V118H6V117ZM39 118H38V117ZM42 116V117H41ZM52 116H53V118H52ZM70 116V117H69ZM238 116V117H239ZM20 117H21V119H20ZM24 117V118H23ZM57 117V116H56ZM237 117V116H236ZM3 118V119H4ZM35 118H37V120L35 119ZM42 118V119H41ZM112 118V117H111ZM243 118V117H242ZM252 118H254V119H252ZM2 119V118H1ZM0 119V120H1ZM9 119V120H8ZM12 119H13V117H12ZM22 119H23V121L24 122H22ZM50 119H55L54 121H52V124H50ZM64 119V118H63ZM62 119V120H63ZM66 119V118H65ZM64 119V120H65ZM73 119V121H74V123H75V125L74 124H72V126L74 127V128H78V127H83V126H81V125H84V124H81V121L79 120V119H76L77 121L79 120V123H78V125H76V120H74ZM240 119H241V117H240ZM244 119V118H243ZM253 121H252V120ZM40 120V121H39ZM67 120V121H68ZM238 120V119H237ZM3 121V120H2ZM5 121V120H4ZM3 121V122H4ZM11 121H13V120H11ZM11 121H9L8 123V125H12L11 127H13V124H11L12 122ZM16 121V120H15ZM48 121V122H47ZM239 121V120H238ZM247 121V120H246ZM251 121L252 122H254V123H251ZM260 121H262V119L260 120ZM11 122V123H10ZM14 122V121H13ZM70 121H68L67 123L68 124H70L69 123ZM236 122V121H235ZM258 122V121H257ZM256 122V123H257ZM47 123V124H46ZM83 123V122H82ZM238 123V122H237ZM48 124H50V125H48ZM55 124V125H54ZM68 124H64V126H66V127H71V125L70 126H68ZM236 126H238L239 124H236V123H234ZM254 124V125H253ZM1 125H3V123L1 124ZM15 125V124H14ZM47 125V126H46ZM63 125V123L62 124H60V123H58L57 125H56V127H58V126H62ZM88 125H90V123L88 124ZM241 125V124H240ZM244 125V124H243ZM16 126V125H15ZM16 126V127H17ZM20 126H22L21 128H20ZM25 126H27V127H25ZM41 126V125H40ZM85 126H87L86 124H85ZM251 127V129L249 130V132L251 133V131H252V128ZM15 128V127H14ZM24 130H23V129ZM16 129V128H15ZM2 130V129H1ZM0 130V131H1ZM23 130V131H22ZM26 130V131H25ZM247 131V130H246ZM15 132V131H14ZM13 132V133H14ZM42 132L44 133V131L42 130ZM53 132V131H52ZM2 133H4L3 131H1L0 132V135L2 134ZM13 133H12V135H13ZM41 133V132H40ZM50 134L51 132H46V135L47 134ZM45 134V133H44ZM59 134H61L59 131H58V133H57V131H54V133H52L51 135H49L48 137H49V139L51 138V137H57ZM72 134H79V133H76V132H74V133H72ZM3 135V134H2ZM25 135V136H24ZM18 136V137H17ZM18 138V139H17ZM34 138V139H33ZM32 139H29V140H27L26 142H28L29 144H30V140H32V142L34 141V142H36L37 140H40V139H38V138H35V137H33ZM53 138V139H54ZM36 139V140H35ZM63 139V138H62ZM1 140V139H0ZM17 140V141H16ZM58 140H61L60 138H58ZM203 141L204 140H207L206 138H203L202 139ZM31 142V143H32ZM195 142H196V140L194 141L193 140V142H192V145L195 147ZM16 144V145H15ZM8 145V146H9ZM170 145V146H169ZM174 145L175 144H171V143H165V148L163 147V149H166L165 151H168L169 152V154H171V155H169V156H171L170 158H169V156L167 155V152H165V154L168 156V158H167V160H170L169 161V163H167V164H165L164 162V159L162 160V158H164V157H167L166 155H164V150L162 149V150H160V152L161 153H159V154H161V155H158V153H157V155H156V157H159L160 159L158 160V163H160L161 164V166H160V164H159V166L160 167H162L163 168V165H167L166 167H169V170H170V172L172 173H170V172H168V174L167 175H169V176H171V177H169L170 178V182H169V178L168 179H166V177L165 178H163V179H161L163 176H162V172L165 170V168H164V170L162 169L160 172H158L157 171V167H158V163L156 164V167H155V172L157 173H160V177L161 178H159V183L157 184L158 186H157V188H152V183L150 182V181H147L146 183H149L150 185H146L145 187H144V190H145V192L143 193V194H141V195H135L138 199H139V202H140V205L141 206H144L145 204H147V203H149V204H151V205H157V204H159V205H162V203H170V202H172V201H175V202H178L177 204H178V206H181L182 207V212H183V215L181 216V214H178L179 212H177L176 213V215H179V217L181 216L182 218H185V219H183L184 220V222L183 221H180L182 218H180L179 219V217L177 216V218H176V215L174 214V215H172V214H168V215H166L169 219H168V222H169V220H172V224H171V222L169 223L170 225H171V229H172V231H169L168 230V232H164L163 234H164V236H166V235H170V233L171 232H175V235L173 236L172 235V237H176V238H178V239H176L175 238V240H176V242H177V240H181L182 239V237H184L185 238V242H186V240L188 241L189 240V243L190 242H192L191 243V245L192 244H194V248L197 246V247H200L201 245V243L200 242H202V244H203V242H205V240L207 239H210V240H213L214 238H217V240L219 239L220 241H218V242H221V243H223V244H225V245H227L223 250H225L226 249V251L228 250H230V252L232 251V253H235L236 252V250H237V252H239L240 251V249L241 250H243L245 247L247 248V245L248 244H246V242H247V239H248V242L247 243H249V242H251V243H249V245H248V248H253V247H255L256 245H257V247H260V250H262V247H263V250H264V236H263V232H264V229H263V227H264V225H261V224H264V207H262V206H264L263 204H262V202L264 203V197L263 196H261V194L262 195H264L263 193H264V169H261V168H264V166H263V164L261 165V164H258V166H256V169L254 168V170L253 169H251V171L249 172L248 171V173L246 172L247 170H249V168H251V166H253V165H249L250 167L248 168L246 165H245V167H247V168H244V165H241V167H240V169H238V167H235V165H233V163H232V165L231 164H225V161H220V162H222V165L220 164V162H219V160H223V159H225L226 157H228V156H232L233 154H236V153H234L232 150L233 149H230V147H229V145L227 146V147H229V148H227V149H230V151L228 150V151H226L227 149H225V153L227 154H225V153H223V154H221L220 155V153H221V148H223V150H224V146L223 147H221V146H219V147H217V148H214V149H211L212 151L214 150V152H211L210 153V151H208L209 152V154L211 155L212 153H213V155H215L214 156V158H215V160L217 161L216 162V164L218 165V166H220V168H222L223 169V167L226 165V167H227V165H230L229 167H231L232 166V168L231 169H233L235 172H236V169H238L237 170V174H235V172L233 173L232 171L233 170H230L229 168V171H226L227 170V168H225L224 169V171H226L227 172V174L228 175H230V177L227 175V176H224V175H222L221 173H223V172H220V174H221V176L220 175H218V176H215L214 174L215 173H217L216 172V170H215V172H211V173H214L213 175L210 173V171H214V168H210V169H206L205 170V168H204V166L202 165V164H200V166H201V169H202V166H203V169L201 170V169H194L195 168V163L194 164H192V165H190L189 164V161H191V158H193V156H196V157H200V156H202V155H204L205 154V152L203 153V154H201V153H198V151H200L201 149H202V147L205 145V144H201V146L200 147H196V148H191L192 147V145L190 146V149L188 148V149H180L182 152H180V150L178 151V152H176V150H178V144H176L175 145V147H174ZM14 146V147H13ZM167 146H168V148H167ZM171 146H173V147H171ZM3 147V146H2ZM11 147H13L12 149H10ZM15 147H17L16 149H15ZM182 147V146H181ZM221 147V148H220ZM177 148V149H176ZM168 149V150H167ZM12 150V151H11ZM39 150H40V148H39ZM175 150V151H174ZM184 150L186 151V153H183L184 152ZM11 151V152H10ZM41 151H42V149H41ZM174 151V153L176 154V157H177V159L175 160V158L173 157V155L175 156V154L174 153H170V152H173ZM191 151V152H190ZM8 152V153H7ZM13 152V153H12ZM179 152H180V154H179ZM229 152H231V154L229 153ZM232 152H233V154H232ZM7 153V154H6ZM9 153H11V154H9ZM177 153L179 154V155H181L180 156V158H179V155H177ZM190 153V154H189ZM162 154H163V156H162ZM184 155V157H183V155ZM206 154H208V153H206ZM205 154V155H206ZM225 154V155H224ZM223 155V156H222ZM187 156V157H186ZM206 156H208V155H206ZM217 156H220V157H217ZM189 157V158H188ZM209 157H211V156H209ZM213 157V156H212ZM225 157V158H224ZM2 158H0V162H1V159ZM173 158V159H172ZM179 158V159H178ZM184 160H183V159ZM217 158H220V159H218L217 160ZM2 159V160H3ZM5 160V161H6ZM162 160V162L164 163H162V162H159V161H161ZM178 160H180V162H182V163H180ZM188 161V163L187 164H185V165H188V167L187 166H185L184 165V163H186L187 161ZM8 161V160H7ZM173 161V162H172ZM184 161H186V162H184ZM178 162H179V164H178ZM7 163H9V162H7ZM172 163V164H171ZM224 163V164H223ZM2 164H6V162L5 163H3L2 162ZM170 164V165H169ZM173 164L175 165V166H173ZM177 164V165H176ZM182 164L184 165V166H182ZM7 165V164H6ZM169 165V166H168ZM257 165V164H256ZM259 165L261 166V167H259ZM172 166H173V168H172ZM177 166H181L180 167V169L178 170V168H177ZM200 166H199V168H200ZM223 166V167H222ZM236 166H237V164H236ZM238 166H240V165H238ZM242 166H243V168H242ZM263 166V167H262ZM234 167V168H233ZM254 167V166H253ZM170 168H172V169H170ZM177 168V169H176ZM182 168V169H181ZM236 168V169H235ZM159 169H161V168H159L158 167V170ZM168 169V168H167ZM183 169H185V170H183ZM190 169V170H189ZM191 169H194V171L192 170L191 171ZM221 169V170H222ZM247 169V170H246ZM207 170H210V171H207ZM220 170V169H219ZM244 170H245V172H244ZM200 171H202V173L200 172ZM205 171H207V172H204ZM195 172V173H194ZM199 173V175H201L202 177L204 176V174H205V176L206 177H203V178H201V176H198V173ZM210 173V175H209V173ZM218 172V173H219ZM229 172V173H228ZM244 172V173H243ZM162 173V174H161ZM165 173V172H164ZM191 173V174H190ZM195 175L196 173V175H195V177L196 176H198V177H196V178H198V179H196L195 178V180H191V181H189L188 183H186V185H182V188H177L176 189V192H174V191H172V187H173V183H174V181H175V183L176 182H178V180L179 181H181V179L183 178V179H185V178H187V176H190V175H193V174ZM207 173H208V175H209V177H208V175H207ZM231 173L233 174V175H231ZM193 175V176H194ZM173 176V177H172ZM178 177V178H177ZM200 177V178H199ZM227 177H228V179H227ZM182 179V180H183ZM166 180H167V182H166ZM161 181H162V183H161ZM219 181V183H217ZM165 183V184H164ZM172 184V185H171ZM162 187H161V186ZM164 185V186H163ZM170 186H172V187H170ZM170 187V188H169ZM42 189H40V187H36L35 186V188L34 189H32L31 188V190L30 189H27L30 193H38L39 195H42V196H44V197H46V198H49V199H52V200H56V201H61L62 200V202H66V203H70V202H72V201H74V200H76L75 198H73V197H75V196H73V197H71V195L70 196H68V195H62L61 194V192H55L54 190V192L55 193H57V194H54V192L52 191V190H48V189H46L45 187H41ZM45 188V189H44ZM148 188V189H147ZM45 191H44V190ZM165 189V190H164ZM33 190V191H32ZM42 190V191H41ZM167 190V191H166ZM39 191V192H38ZM47 191V192H46ZM163 191V192H162ZM179 191H181L180 193H178ZM196 191V192H195ZM50 192V193H49ZM166 192V193H165ZM261 192V193H260ZM53 193V194H52ZM59 193V194H58ZM144 194H147V197L144 195ZM160 194V195H159ZM163 194V195H162ZM191 194H193V195H197V197L199 198V200H203V199H201L202 197L204 198V203L206 202V203H209V205H207L206 203V206H207V208L205 207V204L204 203H200L201 201H198V202H196L197 204V206L198 207H195L196 205H194V200L191 198V197H194V196H191ZM251 194V195H250ZM148 195H149V197L150 198H148ZM253 195V196H252ZM256 195V196H255ZM142 196H145L146 197V199L145 198H143ZM152 196V197H151ZM201 196V197H200ZM255 196V197H254ZM259 198H258V197ZM59 197V198H58ZM236 197V198H235ZM238 197V198H237ZM263 197V198H262ZM255 198H257V199H259L260 201H261V203L260 202H258ZM262 198V199H261ZM164 199V200H163ZM165 199H167V200H165ZM160 202H159V201ZM169 200H171V201H169ZM193 200V201H192ZM235 200V203L233 202ZM237 200V201H236ZM202 201V202H203ZM218 201V202H217ZM219 201H220V203H219ZM240 202V204H239V202ZM151 202V203H150ZM193 202V203H192ZM212 202V203H211ZM236 202H237V204H239L240 206H238V205H236ZM242 202V203H241ZM217 203H219L218 205H217ZM194 206H193V205ZM204 204V205H203ZM214 204V205H213ZM245 204V205H244ZM210 205H212V206H210ZM220 205V206H219ZM242 205V206H241ZM191 206H193V207H191ZM202 207V206H204L205 207V209H204V207H202L203 209H201L200 207ZM230 206V207H229ZM244 206H246V207H244ZM248 206H249V208H251V210L248 208ZM212 207H214V208H212ZM216 207V208H215ZM218 207V208H217ZM222 207H223V211H222ZM241 207V208H240ZM194 208V209H193ZM195 208H198V210H196ZM209 208V210H206V209H208ZM212 208V209H211ZM244 208H246V209H244ZM184 209V210H183ZM186 209H187V211H186ZM190 209V210H189ZM193 209V210H192ZM216 209H218V210H216ZM220 209V210H219ZM233 211V214H232V212L230 211ZM244 209V210H243ZM248 209V210H247ZM202 210V211H201ZM216 210V211H215ZM224 210H226V212L224 211ZM227 210H229V212H231V215L229 216V218H225L224 220H222L223 221V223H222V221H220V222H218L219 224H217V225H214V227L212 226V225H209V224H212L214 221L215 222H217V220H218V218H219V216L220 215H222L223 213L224 214H226L227 213ZM143 211H145V209L144 208H140L139 210H138V212H141V213H143ZM196 212V213H198V211L201 213H203V214H201V215H199L200 213H198V215L195 213L194 214V212ZM207 211H210V212H207ZM218 211V212H217ZM221 211V212H220ZM248 211V212H247ZM249 211H250V214H249ZM191 212H193V213H191ZM206 212H207V214H206ZM212 212V213H211ZM221 214H220V213ZM188 213V214H187ZM209 213V214H208ZM213 213H215V214H213ZM218 213V214H217ZM213 214V215H212ZM223 214V215H224ZM239 214V216H237ZM255 215V217H257V218H259L260 219V221L257 219V220H253V218H251V217H249V216H251L252 215V217H254V215ZM187 215V216H186ZM202 215H203V218H201L202 217ZM208 215H210V216H208ZM218 215V216H217ZM233 215V216H232ZM212 216V217H211ZM214 216V217H213ZM157 217L158 216H156V217H153V216H151V217H148L149 218V220L148 221H150L151 220V222H149V223H153V224H155V222L154 221H156V223H157ZM174 219H173V218ZM194 217V218H193ZM195 217H196V219H195ZM200 217V218H199ZM205 217V218H204ZM215 217H218V218H215ZM254 217V218H255ZM190 218V219H189ZM236 218H237V220H239V218L241 219V218H243L242 220L244 221V222H242V220H239V221H237L236 220ZM157 219V220H156ZM179 219V221L180 222H183V225L182 224H180V222L179 221H177ZM188 219V220H187ZM199 219H201V220H199ZM203 219H204V222H203ZM230 219H232V220H230ZM234 219V220H233ZM256 219V218H255ZM191 221V222H190ZM197 221V222H196ZM206 221V222H205ZM212 221V222H211ZM230 221V222H229ZM259 221V222H258ZM263 221V222H262ZM173 222L175 223L174 225H177L176 226V228H174V227H172V226H174L173 225ZM195 222V223H194ZM232 222H236L237 224H240V225H238L237 226V224L236 223H232ZM239 222V223H238ZM255 222H257V224L255 223ZM262 222V223H261ZM189 223H192V224H190L189 225ZM220 223H221V225H220ZM243 223V225H241ZM244 223H245V225H247L248 226V224H249V226L250 227H252V228H249L248 227V229L249 230H251V231H249L248 229H247V226H245L244 225ZM247 223V224H246ZM260 223V224H259ZM184 224H185V226H184ZM202 224V226L199 228V226ZM207 224V225H206ZM230 224H231V227H230ZM234 226H233V225ZM235 224H236V226H235ZM259 224V225H258ZM146 224L144 223V226H145ZM168 227H169V225H168V223L166 224ZM183 227H182V226ZM199 225V226H198ZM221 227H220V226ZM226 225H228V226H226ZM187 226V227H186ZM260 227V229H259V227ZM263 226V227H262ZM184 227H186V228H184ZM193 227V228H192ZM206 227V228H205ZM210 229H209V228ZM227 227V228H226ZM245 227V228H244ZM167 228V227H166ZM174 228V229H173ZM184 228V229H183ZM195 228V229H194ZM202 228V229H201ZM231 228V229H230ZM169 229V228H168ZM176 229H178V233H177V230ZM187 229L188 230H190L189 232L187 231ZM192 229V230H191ZM202 231H201V230ZM203 229H205V230H203ZM207 229V230H206ZM214 229L216 230V231H214ZM239 229V230H238ZM244 229H245V231H244ZM247 229V230H246ZM253 229V230H252ZM261 229H263V230H261ZM194 230V231H193ZM225 230V231H224ZM236 230V231H235ZM187 231V232H186ZM200 231V232H199ZM207 231H208V233H207ZM232 231H234V233L233 234H230V233H232ZM242 231H243V235H242ZM170 232V233H169ZM202 232V233H201ZM204 232V233H203ZM213 232V233H212ZM216 232V233H215ZM239 234H238V233ZM244 232H245V234L247 235H245L244 234ZM249 232V233H248ZM254 232H256L255 234H253ZM169 233V234H168ZM177 233V234H176ZM184 233V235L182 236V234ZM198 233V234H197ZM210 233V234H209ZM195 235V237H194V235ZM213 234V235H212ZM251 235V237L249 236V235ZM260 234V235H259ZM220 237H219V236ZM255 235V236H254ZM259 235V236H258ZM171 236V235H170ZM169 236V237H170ZM182 236V237H181ZM200 236H201V239H200ZM203 236V237H202ZM205 236V237H204ZM213 236V237H212ZM233 236V237H232ZM240 237V238H238V237ZM243 236V237H242ZM181 238V239H180ZM184 238L182 239V240H184ZM234 238V239H233ZM241 238L243 239V240H241ZM261 238V239H260ZM204 239V240H203ZM240 239V240H239ZM244 239H246V240H244ZM252 239V240H251ZM257 239V240H256ZM181 240V241H182ZM197 240V241H196ZM216 240V239H215ZM217 240L215 241V242H217ZM256 240V241H255ZM261 240H263V243L262 244H259L260 242H262ZM181 241H178V242H181ZM194 241V242H193ZM229 241V242H228ZM232 241V242H231ZM236 241V242H235ZM238 241V242H237ZM255 241V242H254ZM207 242V241H206ZM234 242V243H233ZM245 243L246 244V246H244V244L243 243ZM187 244H189L188 242H186ZM220 243V244H221ZM237 245H236V244ZM255 243V244H254ZM197 244V245H196ZM217 244V243H216ZM219 244V243H218ZM223 244H221L220 246L222 247H224L225 245H223ZM240 244V245H239ZM242 244V245H241ZM254 246H253V245ZM259 244V245H258ZM191 245H188L187 247H189V246H191ZM204 245H205V243H204ZM203 245V246H204ZM237 247V246H239V247H237V248H230V247ZM263 245V246H262ZM219 246V245H218ZM250 246V247H249ZM192 248H193V245L191 246ZM205 247H206V245H205ZM201 248V247H200ZM203 248V247H202ZM200 249L201 251L200 252H202L203 251V249H205V248H203V249ZM229 248V249H228ZM240 248V249H239ZM188 249V248H187ZM263 250L262 251H260L261 253H264L263 252ZM235 251V252H234ZM248 251V250H247ZM203 253L204 254H206L207 253V250H205V251H203ZM145 261V260H144ZM144 264V263H143ZM146 264V263H145ZM154 264H157V263H154ZM187 264V263H186Z\"/></svg>",
    "mask_w": 264,
    "mask_h": 264
}]
</instances>
